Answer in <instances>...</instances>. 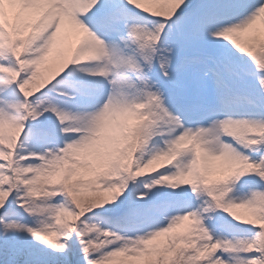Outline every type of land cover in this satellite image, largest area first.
<instances>
[{
	"label": "snow or ice",
	"instance_id": "1",
	"mask_svg": "<svg viewBox=\"0 0 264 264\" xmlns=\"http://www.w3.org/2000/svg\"><path fill=\"white\" fill-rule=\"evenodd\" d=\"M0 264H264V0H0Z\"/></svg>",
	"mask_w": 264,
	"mask_h": 264
}]
</instances>
